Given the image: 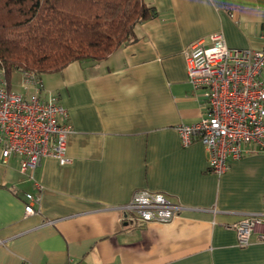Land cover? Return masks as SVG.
<instances>
[{"label": "crops", "instance_id": "obj_1", "mask_svg": "<svg viewBox=\"0 0 264 264\" xmlns=\"http://www.w3.org/2000/svg\"><path fill=\"white\" fill-rule=\"evenodd\" d=\"M146 2L157 15L107 58L32 73L37 86L12 72L11 90L58 95L70 163L45 157L31 177L14 157L0 163V264H264V242L239 247L224 227L260 211L264 153L250 145L217 176L204 146H182L176 129L206 113L184 49L221 32L229 47L264 50V0ZM141 189L183 210L167 224L124 221L121 207ZM27 194L38 196L30 215Z\"/></svg>", "mask_w": 264, "mask_h": 264}, {"label": "built area", "instance_id": "obj_2", "mask_svg": "<svg viewBox=\"0 0 264 264\" xmlns=\"http://www.w3.org/2000/svg\"><path fill=\"white\" fill-rule=\"evenodd\" d=\"M187 82L200 89L206 113L194 123H180L177 133L182 146L200 142L207 153L208 172L220 176L228 162L251 152L264 153V50L227 46L221 32L191 42L183 51ZM27 82L37 86L32 72ZM71 126L67 111L55 93H17L0 80V163L14 157L21 174L31 177L45 157L60 165L66 155ZM38 187V185H36ZM24 214L35 213L38 196L26 195ZM183 207L165 194L146 189L135 191L121 207L129 223L167 224ZM235 232L237 245L264 242V196L257 213L224 225Z\"/></svg>", "mask_w": 264, "mask_h": 264}, {"label": "trees", "instance_id": "obj_3", "mask_svg": "<svg viewBox=\"0 0 264 264\" xmlns=\"http://www.w3.org/2000/svg\"><path fill=\"white\" fill-rule=\"evenodd\" d=\"M157 15L146 0H0V70L58 72L73 61L103 60Z\"/></svg>", "mask_w": 264, "mask_h": 264}, {"label": "bare ground", "instance_id": "obj_4", "mask_svg": "<svg viewBox=\"0 0 264 264\" xmlns=\"http://www.w3.org/2000/svg\"><path fill=\"white\" fill-rule=\"evenodd\" d=\"M197 40V39H196ZM35 77V76H34ZM27 82V81H26ZM39 85V84H38Z\"/></svg>", "mask_w": 264, "mask_h": 264}]
</instances>
